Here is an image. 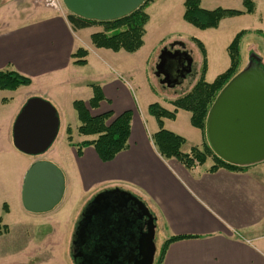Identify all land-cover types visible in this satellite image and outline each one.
I'll return each mask as SVG.
<instances>
[{
    "label": "crops",
    "instance_id": "crops-1",
    "mask_svg": "<svg viewBox=\"0 0 264 264\" xmlns=\"http://www.w3.org/2000/svg\"><path fill=\"white\" fill-rule=\"evenodd\" d=\"M42 12H45L44 16L27 22L19 23L13 18V25L0 29V71H15L32 81L30 86L17 91H0V111L7 113L0 120V152L5 151L4 141L15 148L13 127L29 97L16 101V94L29 90L37 82L41 85L53 83L73 91H86L87 98L82 101L88 105L94 93L87 88L91 84L99 85L105 100L97 109L88 106V110L93 117L112 112L114 116L108 124L123 113L131 112L129 148L108 163L102 162L91 146L82 148L81 155H78V145L97 137L82 136L77 128L79 142L75 143L72 138V144L68 142L67 147L54 152L56 156L60 155L61 162L68 153L78 164V171L68 176L66 195L72 194L75 187L82 183L87 190L97 186V191L118 186L140 196L154 212L157 224L165 228V241L171 237H193L172 243L167 249L164 264H264V165L250 166L242 172L222 168L213 173L209 172L213 165L209 160L203 166L187 169L176 159H163L152 142V137L160 129L159 124L148 109L150 105L158 103L174 111L171 101L181 94L140 107L135 91H139L140 99H143L145 93L152 92L154 87L149 80L137 83L130 73L124 72L125 76L117 72L111 61L118 63L117 55L123 51L114 53L95 48L91 35L100 32L99 28L73 31L66 17L48 14L47 10ZM79 49L88 52L85 66L74 64L72 55ZM86 68L91 73L96 72V76H81ZM208 69L209 66L205 80ZM199 76L200 70L196 69L191 80H185L189 84L182 94L193 87ZM215 79L206 81L212 83ZM53 92L51 95L55 102L52 105L60 116L63 98L58 96V90ZM75 101L78 100H70V105L73 106ZM59 119L61 129L63 122ZM167 121L164 120V127ZM167 130L180 135L172 128ZM188 152L190 150L185 153ZM38 160L50 161L62 167L53 156L33 158L21 178V188L28 169ZM4 203L9 205L7 201ZM28 255L23 257L29 258ZM27 262L55 264L56 259L46 256Z\"/></svg>",
    "mask_w": 264,
    "mask_h": 264
},
{
    "label": "rangeland",
    "instance_id": "rangeland-1",
    "mask_svg": "<svg viewBox=\"0 0 264 264\" xmlns=\"http://www.w3.org/2000/svg\"><path fill=\"white\" fill-rule=\"evenodd\" d=\"M185 1L156 0L151 3L147 8L150 21L147 25L144 46L137 54H129L123 51L117 55L118 63L111 61L117 72L125 76L124 72L130 73L137 83H142L145 79L149 80L154 87L152 92L145 93L143 99H140L139 91H135L140 107L142 104L163 102L165 98H173L177 94H182L188 87L189 83L186 81H184L185 84L175 88L163 86L154 75L161 51L176 42H182L193 57V76L196 69H201L203 62V55L196 44V40L203 43L207 50L209 66L206 80L211 82L229 68L231 61L228 47L238 33L246 31L247 33L242 37L240 43L241 67L239 71L248 66L251 55L259 57L261 68L264 71V0H253L255 4L253 13L226 16L218 28L211 30H199L184 20ZM200 1L201 6L207 10L222 8L245 11L246 9L245 0ZM46 10L48 14L66 18L71 14L63 0H0V29L10 27L15 21L27 22L38 16H44L45 12L42 11ZM95 27L102 30L100 26ZM151 70H153L152 73ZM95 74L96 72L92 71L91 73L88 68L81 72V76L93 77L92 75ZM193 76H190L187 81H190ZM55 89L59 91L58 96L63 98L61 115L59 116L63 124L51 148L46 153L36 157L48 158L49 155V157L57 158L62 167L53 164L63 172L67 191L68 176L78 171V164L68 153L64 155V161L61 162L60 155L56 156L54 152L58 149L61 150L63 146L67 147L66 128L68 127L73 129V141L79 142L80 136L77 133V128L80 122L77 112L72 104L70 105V100L82 101L86 99V91L80 92L76 89L73 91L66 86H58L53 83L41 85L37 82L29 90H22L16 94L15 100L24 101L29 96L27 101L30 98H41L54 104L55 101L51 94H54ZM87 89L91 93L93 92L91 87ZM6 114V111H0V120H3ZM165 126L167 129L177 130L180 133L179 136L186 140L182 147L185 152L197 145L203 147L207 143L202 131L191 125L190 113L187 111L180 110L177 118L168 120ZM7 145L8 142L4 141L5 151L0 152V230L5 231L4 235L2 234L3 236L0 237V264H27L29 259L35 261L36 258L46 256L55 257V264H73L71 247L75 228L83 209L96 195L98 186L87 190L84 184L80 183V186L75 187L76 189L72 194L66 195L65 192L63 200L52 212H48V214L30 213L20 203V194L22 200L21 178L28 164L35 157L18 151L12 145ZM209 163H212L211 159ZM262 164L264 165V162L257 164V166ZM4 201H7L9 205H6ZM166 238L165 228L161 224H157L155 262ZM50 242H53V245ZM25 254H30L28 255L29 258H24L23 255Z\"/></svg>",
    "mask_w": 264,
    "mask_h": 264
},
{
    "label": "water",
    "instance_id": "water-1",
    "mask_svg": "<svg viewBox=\"0 0 264 264\" xmlns=\"http://www.w3.org/2000/svg\"><path fill=\"white\" fill-rule=\"evenodd\" d=\"M70 13L89 20L113 21L138 10L146 0H63ZM193 74V57L182 42L161 51L154 75L163 86L175 88ZM60 119L57 109L41 98H30L18 115L13 127L15 148L33 157L46 153L57 139ZM206 138L210 148L223 161L249 167L264 162V71L261 60L251 55L250 62L220 92L212 105L207 122ZM66 180L63 172L52 162L38 160L25 174L22 205L33 214L51 212L63 200ZM120 193L138 200L120 188L99 193L88 205L79 222L73 247L83 241L95 217L116 205L111 196ZM153 226L140 239L141 259L135 264H154L157 247L154 217L139 201ZM124 203V204H125ZM104 226H107L103 223ZM76 258V257H74Z\"/></svg>",
    "mask_w": 264,
    "mask_h": 264
},
{
    "label": "trees",
    "instance_id": "trees-1",
    "mask_svg": "<svg viewBox=\"0 0 264 264\" xmlns=\"http://www.w3.org/2000/svg\"><path fill=\"white\" fill-rule=\"evenodd\" d=\"M155 1L146 0L138 10L126 17L113 21L89 20L72 13L67 17V20L73 31L100 26L102 30L91 35V41L95 48L110 50L114 53L124 51L133 54L138 52L144 45L146 26L150 19L146 9ZM244 5L246 7L245 11L222 8L207 10L201 6L200 0H186L183 18L187 23L199 30L216 29L226 16L241 15L244 13L250 14L255 11L253 0H245ZM246 33V31L240 32L233 39L228 47L231 61L230 67L212 83H208L205 80L208 67L206 48L202 42L196 40V44L203 55L200 76L197 82L190 90L171 101V104L175 108L174 111L167 110L158 103L149 106V114L157 120L160 128L152 137V142L163 159H176L187 169L203 166L211 159L213 165L209 172L213 173L222 168L233 172H242L248 168L231 165L220 159L210 148L208 141L202 148L193 147L190 152L185 153L182 147L185 145L186 140L164 127L165 119L174 120L177 112L184 110L191 113V125L202 131L206 137V122L212 105L224 87L240 72V43ZM87 55V50L79 49L72 55V58L75 60L74 64L77 66H85L87 64L85 60ZM31 84V79L15 71H0V91H17L19 88L27 87ZM90 87L93 89L94 95L88 102V105L84 101L78 100L73 103V107L77 112L80 122L78 133L82 136H96L97 138L78 145V155H81L82 148L91 146L95 149L99 159L104 163H108L113 161L118 154L129 148L132 114L131 112H125L110 124H108V121L114 116L112 112L96 117L91 116L88 106L91 109H97L100 103L105 100V97L99 85L91 84ZM67 133L68 142L72 144L71 128H68ZM3 233L5 231L0 230V236ZM189 238L193 237L178 236L171 237L165 241L155 264H164L167 249L172 243Z\"/></svg>",
    "mask_w": 264,
    "mask_h": 264
},
{
    "label": "flooded vegetation",
    "instance_id": "flooded-vegetation-1",
    "mask_svg": "<svg viewBox=\"0 0 264 264\" xmlns=\"http://www.w3.org/2000/svg\"><path fill=\"white\" fill-rule=\"evenodd\" d=\"M116 188L132 193L139 201L143 202L153 215L157 229V218L147 203L135 193L115 186L96 192V195L83 209L75 232L93 199L101 192ZM126 198L128 199L127 196L122 197L120 193L111 196V200H116L117 204L104 211L107 220H103L102 215L95 217L86 238L83 241H78L77 245L73 247L74 232L71 247L73 264H135L141 259L140 239L143 234L149 231L153 223L146 216L147 210L140 205L138 200L131 199L125 203ZM103 223L107 226H104Z\"/></svg>",
    "mask_w": 264,
    "mask_h": 264
}]
</instances>
